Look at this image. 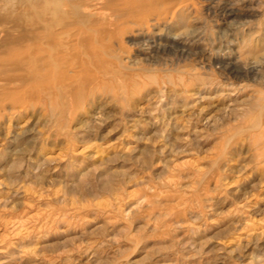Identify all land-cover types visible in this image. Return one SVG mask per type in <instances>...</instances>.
I'll return each instance as SVG.
<instances>
[{
    "label": "rangeland",
    "instance_id": "obj_1",
    "mask_svg": "<svg viewBox=\"0 0 264 264\" xmlns=\"http://www.w3.org/2000/svg\"><path fill=\"white\" fill-rule=\"evenodd\" d=\"M252 6L222 21L196 4L154 30L168 40L202 30L201 63L173 50L147 66L135 50L149 45L124 37L122 61L152 69L136 88L102 80L72 108L42 93L1 101L0 264H264V137H250L264 0ZM173 60L188 74L167 71ZM245 64L257 68L250 80Z\"/></svg>",
    "mask_w": 264,
    "mask_h": 264
},
{
    "label": "bare ground",
    "instance_id": "obj_2",
    "mask_svg": "<svg viewBox=\"0 0 264 264\" xmlns=\"http://www.w3.org/2000/svg\"><path fill=\"white\" fill-rule=\"evenodd\" d=\"M230 1L0 0V103L8 97L16 99L28 93H42L72 108L86 97L87 88L102 80L116 79L126 88L140 86L152 69L133 67L122 61V39L128 36L127 42L133 47L149 45L148 52L139 47L135 50L147 66L159 63V52L167 55L174 52L177 62L196 56L201 63L205 50L194 48L199 47L204 37L202 30L194 33V40L182 39L179 35L168 40L154 30L160 25L163 29L174 28L196 4L213 10L212 15L222 21L230 17H252L256 13L252 6L254 0H244L238 6ZM250 21L241 25H249ZM209 58L226 70L235 65L229 55ZM170 63L167 71L187 73L186 69L178 70V66L173 68L174 60ZM248 65H238L242 79H252L257 70L256 65ZM16 82L23 83L24 90H15ZM258 98L260 116L251 122L250 128L254 131L250 137L260 140L264 137V92Z\"/></svg>",
    "mask_w": 264,
    "mask_h": 264
}]
</instances>
